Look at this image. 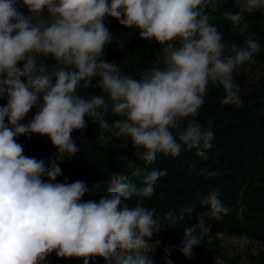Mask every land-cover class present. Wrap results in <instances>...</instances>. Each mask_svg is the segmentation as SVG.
Returning a JSON list of instances; mask_svg holds the SVG:
<instances>
[{
  "label": "clouds",
  "instance_id": "1",
  "mask_svg": "<svg viewBox=\"0 0 264 264\" xmlns=\"http://www.w3.org/2000/svg\"><path fill=\"white\" fill-rule=\"evenodd\" d=\"M18 2L29 14L20 11ZM235 2L237 12H224L234 26L245 13L264 9V0ZM208 3L0 0V99L7 101L0 106V264H44L52 252L57 258L82 259L83 264L96 257L105 264H153L147 253L151 237L159 231L155 210L128 201L150 198L166 170L136 168L132 174L142 177L140 185L112 177L98 202L81 201L89 191L83 180L55 181L62 175L59 165L65 154L71 160L80 152L73 131L86 127V116L106 126L109 107L121 117L114 121L116 135L130 139L136 158L146 164L157 154L177 157L193 149L207 158L213 122L205 127L195 117L208 85L222 87L224 105L242 106L232 74L260 51L259 42L249 37L244 46L232 45L226 54L223 35L205 11ZM106 17L158 43L156 60L162 67L145 69L133 78L106 61L103 50L112 42ZM37 55H50L63 66L50 71L47 64L38 63ZM93 81L104 95H80L78 89L92 87ZM33 108L32 119L21 123ZM33 134L47 136L57 154L47 161L25 156L16 138ZM200 204L209 211L185 229L179 245L165 246L164 264H172V250L191 258L192 249L211 231L205 217L219 221L229 212L218 190ZM194 209L188 208L187 214Z\"/></svg>",
  "mask_w": 264,
  "mask_h": 264
},
{
  "label": "trees",
  "instance_id": "2",
  "mask_svg": "<svg viewBox=\"0 0 264 264\" xmlns=\"http://www.w3.org/2000/svg\"><path fill=\"white\" fill-rule=\"evenodd\" d=\"M17 6L29 14L19 2ZM205 11L209 22L223 35L226 54L232 45L244 46L249 37L260 44V51L252 60L239 66L232 74L239 86L242 106L224 105L222 87L212 83L208 85L204 103L195 117L205 127L209 121L213 122L214 139L211 149L205 152L207 158L198 157L193 149L182 151L177 157L157 154L154 162L146 164L136 158L131 140L117 136L116 130L108 133L105 139L88 141L71 160H67L65 154L66 160L59 165L62 175L55 181L72 183L83 180L89 191L81 201L98 202L107 194L112 177H124L128 182L140 185L142 177L132 174L136 168L166 170L167 175L156 181L150 198L133 197L128 203L130 206L139 203L155 210L159 231L154 233L149 244L158 240L168 242L170 247L179 245L185 229L196 225L198 215L209 211L207 206H201L200 200L211 191L218 190L219 199L229 208L228 214L219 221L205 217L211 231L203 236L199 246L192 249L191 258L176 251L182 258L170 257L172 264H229L210 257L208 261L203 259L212 253L224 255L223 247L215 241L219 234L244 236L253 243L264 244V9L245 13L242 22L236 26L224 18V12L238 11L235 0H209ZM104 24L112 35V42L105 45L103 56L106 61L115 62L123 74L138 78V73L145 69L162 67L156 60L161 47L158 43L141 39L138 30L125 28L111 17H106ZM36 58L38 63L47 64L50 71L63 66L50 55H37ZM95 84L93 81V86L88 89L80 87L79 94L85 98L103 96ZM6 102V99H0V106ZM35 111V108L30 110L21 123L29 122ZM120 118L113 115L109 107L105 115L106 126L114 125V121ZM85 123V128L105 126L93 123L87 116ZM16 140L23 146L25 156L47 161L50 155L57 154L47 136L33 134L29 138L21 135ZM43 179L46 181L47 178ZM93 185L101 187L93 188ZM190 207L195 209L187 214ZM54 257L58 259L55 254L49 260ZM230 263L238 264L231 260ZM251 263L264 264V247L251 256ZM153 264H164V258Z\"/></svg>",
  "mask_w": 264,
  "mask_h": 264
},
{
  "label": "rangeland",
  "instance_id": "3",
  "mask_svg": "<svg viewBox=\"0 0 264 264\" xmlns=\"http://www.w3.org/2000/svg\"><path fill=\"white\" fill-rule=\"evenodd\" d=\"M40 14L37 15L39 17ZM47 15V13H44ZM114 125L111 126H100V127H90L84 128L79 131H75L71 136L75 141L77 146L85 147L87 142L93 139H105L108 133L116 131ZM215 241L218 242L221 247H223L224 255H219L217 253H212L210 256H204V261H208L210 258H215L217 261L222 263H230L231 261H236L238 264H252L251 256L255 255L259 249L264 247V244L253 243L249 241L244 236H231L227 234H219ZM169 246L168 242H160L159 245L156 243L149 244L148 255L153 257V263H156L160 259L164 258V248ZM170 247V246H169ZM55 255V252L50 253L44 264H83V260L79 258H58L54 257L49 260L51 256ZM170 257L182 258L181 254H178L176 251L172 250ZM90 264H105L103 258L96 257L94 260H90Z\"/></svg>",
  "mask_w": 264,
  "mask_h": 264
}]
</instances>
